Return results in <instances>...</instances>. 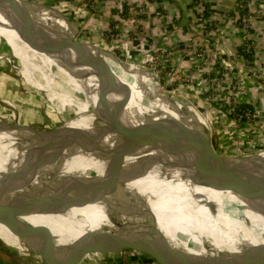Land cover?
Returning a JSON list of instances; mask_svg holds the SVG:
<instances>
[{
  "label": "bare ground",
  "instance_id": "6f19581e",
  "mask_svg": "<svg viewBox=\"0 0 264 264\" xmlns=\"http://www.w3.org/2000/svg\"><path fill=\"white\" fill-rule=\"evenodd\" d=\"M36 17L43 23H54L48 14H37ZM0 42L9 48L0 50V60L14 63V58L18 59L23 82L34 90L47 92L53 104L69 116L65 118L69 131L63 133L75 140L70 145L50 143L32 137L31 133L26 134V138L22 130L6 133L0 127V144L26 141L40 149H47L50 154L82 155L96 163L108 159L129 169L122 182L102 183L93 190L75 188L80 193L78 196L74 194L70 182L56 187L42 181L40 177L48 175V171L42 169L38 158L33 179L7 171L0 173V181L7 173L12 181L9 188L13 192L9 193L8 199L18 207V211L5 208L12 213L14 225L23 227L22 223H25L27 226L33 224L32 218L42 217L61 226L49 227L64 242L78 237L88 228L110 225L111 220L131 217L149 221L155 216L168 236L173 235L175 240L182 238L180 244L185 242L189 250L198 253L208 252L206 245L197 237V233L202 234L206 229L217 237L216 245L211 246L216 250H236L237 244L264 242V216L252 209L249 201L222 187L211 175L204 176L200 184L196 183L201 166L207 164L205 159L192 156L182 148L148 147L130 128V122L151 120L170 132L172 127L166 116H177L174 109L161 104L159 88L146 73L135 66L123 67L113 57L109 58L122 84V97L124 95L128 102L121 119L112 114L109 104L100 99L98 79L88 66L75 58L50 51L34 40L20 37L1 14ZM120 97L116 94L112 96L115 100ZM185 115L188 122L195 121L192 113ZM98 130L103 132V136L87 142L91 141L89 138L96 137ZM122 138H125V143ZM74 147L82 150L67 149ZM236 156L264 183V151L256 156ZM135 178L139 180L136 184L150 182L151 186H125ZM19 179V182L16 181ZM24 195H31L32 198H23ZM46 198L52 201H46ZM4 200L7 198H0V205L7 204ZM58 219H64L70 225L61 224ZM239 232L242 236L227 244V237H237ZM0 233L9 231L0 224ZM186 234L190 237L187 236L184 241ZM145 254L155 257L160 264H167L159 254ZM134 264L142 263L137 259Z\"/></svg>",
  "mask_w": 264,
  "mask_h": 264
},
{
  "label": "rangeland",
  "instance_id": "374dc122",
  "mask_svg": "<svg viewBox=\"0 0 264 264\" xmlns=\"http://www.w3.org/2000/svg\"><path fill=\"white\" fill-rule=\"evenodd\" d=\"M37 1L61 8L72 23L80 26L78 37L81 39L110 48L124 61L141 64L156 76L166 93L188 99L207 118L214 146L221 154L256 156L264 151V68L256 59L260 44L258 32L251 31L255 30L254 21L264 0ZM124 4H129L128 15L111 14L112 7L122 11ZM245 5L251 14L245 16V23L241 25L239 18ZM0 44V50L9 49L5 43ZM241 47L245 53L240 51ZM247 52L252 53V62ZM1 62V129L6 133L22 130L26 138L30 133L40 138L32 127L52 130L62 125L59 128L62 133L69 131L65 122L69 116L53 104L48 93L34 90L23 82L18 59L14 58V63ZM255 93L260 95L258 101L253 98ZM234 103L248 105L253 111L229 115L228 110ZM50 153L26 141L0 144V173L7 171L33 179L38 158L42 169L48 171V175L40 177L42 181L56 187L70 182L77 196L80 193L76 189L93 190L102 183L122 182L129 173L127 167L108 159L96 163L82 155ZM27 160L35 165L26 167ZM116 168H119L117 176ZM138 181L135 178L125 186H151L150 182L136 184ZM23 198L32 197L24 195ZM39 218L42 217L32 218L33 224L61 227ZM58 222L69 224L64 219ZM22 226L26 227L25 223ZM0 259L8 264H40L1 242ZM136 261L131 258L109 263L134 264Z\"/></svg>",
  "mask_w": 264,
  "mask_h": 264
},
{
  "label": "water",
  "instance_id": "95a60500",
  "mask_svg": "<svg viewBox=\"0 0 264 264\" xmlns=\"http://www.w3.org/2000/svg\"><path fill=\"white\" fill-rule=\"evenodd\" d=\"M47 13L54 19H51L54 23H43L36 17L37 14ZM0 14L20 37L34 40L50 51L75 58L88 66L98 79L100 99L109 104L111 113L118 118H124L128 102L124 95L122 97V84L116 77L109 58L113 57L123 67L135 66L140 72L146 73L159 88L161 104L170 106L177 116H166L172 127L170 132L158 122L143 120L140 123L130 122L129 126L134 133L148 147L182 148L192 156L205 159L207 164L201 166L200 177L196 183L200 184L204 176L211 175L222 187L245 198L252 209L264 216L263 181L238 156L218 152L205 116L185 97L166 93L149 69L135 61H124L110 48L78 37L80 26L72 23L61 8L51 3L37 0H0ZM114 94L121 97L115 100L112 98ZM187 113L195 116L193 123L188 122L185 115ZM61 126L52 130L32 129L45 142L70 145L72 140L60 132ZM102 136L103 132L98 130L96 137L89 138L91 141L87 142ZM122 139L125 143V138ZM124 143L122 145L125 146ZM33 165L35 163L26 161V167ZM118 171L119 168L114 171L116 176ZM7 176L8 173L0 181V198L6 197L11 203L4 200L7 204L0 205V224L9 233H0V242L29 259L45 264H108L151 252L161 255L167 264H264V242H244L237 244L236 250H216L211 246L216 245L217 237L206 229L202 234L197 233V237L206 245L208 252L198 253L189 250L185 242L180 244L182 238L175 240L173 235L168 236L155 216L149 221L131 217L111 220L112 225L88 228L78 237L61 242L56 232L46 224H28L26 227L13 224L12 213L5 206L14 212L18 211V207L8 199L9 193L13 191L9 188L12 181ZM16 181L19 182L20 179ZM50 200L46 198V201ZM242 234L239 232L237 237H227V244L236 241ZM187 236L188 234L183 237L184 241L190 237Z\"/></svg>",
  "mask_w": 264,
  "mask_h": 264
},
{
  "label": "crops",
  "instance_id": "0c3cea01",
  "mask_svg": "<svg viewBox=\"0 0 264 264\" xmlns=\"http://www.w3.org/2000/svg\"><path fill=\"white\" fill-rule=\"evenodd\" d=\"M174 2V1H173ZM259 13L257 14L256 16V21H254V29H252V32L254 33V31H256V33L258 34V43L259 44V47L257 48V52H256V59H257V62L259 64V66L261 68H264V5L262 6V8L258 11ZM259 17V18H258ZM260 33H263L261 36H260ZM258 45V44H257ZM264 71V69H263ZM264 73V72H263ZM253 98L255 100L258 101V99L260 98V95H257L255 93V95L253 96ZM258 98V99H257ZM146 256V257H144ZM134 259H138L141 261L142 264H158L152 256L150 255H147L145 253H141L139 254L138 256L134 257ZM34 262L36 263H40V264H44V263H41L39 261H35ZM108 264H111V263H108ZM113 264H116V262H114ZM119 264V263H117ZM121 264V263H120ZM124 264V263H122ZM125 264H129L128 262L125 263ZM160 264V263H159Z\"/></svg>",
  "mask_w": 264,
  "mask_h": 264
},
{
  "label": "built area",
  "instance_id": "2783aa9c",
  "mask_svg": "<svg viewBox=\"0 0 264 264\" xmlns=\"http://www.w3.org/2000/svg\"><path fill=\"white\" fill-rule=\"evenodd\" d=\"M241 1H246V0H241ZM246 10H248L249 11V9H248V6L247 5H245V7H243V13H242V15H241V19H242V24H244L245 23V21H244V19H245V16L246 15H249L250 16V14H251V12L249 11V12H246ZM239 18V19H240ZM244 21V22H243ZM240 23V22H239ZM241 24V25H242ZM250 27V26H249ZM251 28V27H250ZM246 110H252L253 111V109H251V107L249 106L248 107V105L245 107V106H242V105H237V103H234V105H233V107L231 108V109H229L228 111H229V115L230 114H232V113H235V115H239V113H241V112H244V111H246Z\"/></svg>",
  "mask_w": 264,
  "mask_h": 264
},
{
  "label": "trees",
  "instance_id": "16d2710c",
  "mask_svg": "<svg viewBox=\"0 0 264 264\" xmlns=\"http://www.w3.org/2000/svg\"><path fill=\"white\" fill-rule=\"evenodd\" d=\"M194 1L196 2L197 0H194ZM128 6H129V4H124L122 11L118 7H112L110 12H111V14L121 13V14H127L128 15V13H127L128 12ZM246 12H249V11L246 10ZM110 20H113V19H110ZM239 22H240V24H242L241 18L239 19ZM251 31H252V29H251ZM240 51L241 52L243 51L245 53V50H243L242 47L240 48ZM246 55H247V58L250 59V62H252V60H253L252 53L247 52ZM0 264H8V263H6L5 261L0 259Z\"/></svg>",
  "mask_w": 264,
  "mask_h": 264
}]
</instances>
